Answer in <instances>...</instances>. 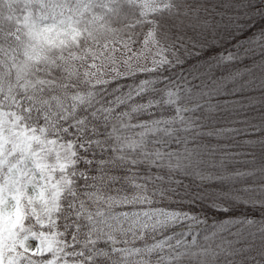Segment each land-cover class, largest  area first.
<instances>
[{
  "label": "snow or ice",
  "instance_id": "obj_1",
  "mask_svg": "<svg viewBox=\"0 0 264 264\" xmlns=\"http://www.w3.org/2000/svg\"><path fill=\"white\" fill-rule=\"evenodd\" d=\"M0 264H264V0H0Z\"/></svg>",
  "mask_w": 264,
  "mask_h": 264
}]
</instances>
